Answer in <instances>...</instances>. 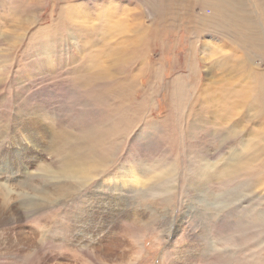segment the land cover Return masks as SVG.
Listing matches in <instances>:
<instances>
[{"label": "rangeland", "instance_id": "obj_1", "mask_svg": "<svg viewBox=\"0 0 264 264\" xmlns=\"http://www.w3.org/2000/svg\"><path fill=\"white\" fill-rule=\"evenodd\" d=\"M121 1L151 9L159 3ZM51 3L0 0V264H264V103L260 108L252 102L245 109L228 106L221 127L211 118L197 124L191 110L186 117L173 116L172 122L167 118L168 90L176 85L169 83L186 69L189 43H218V31L190 25L192 15L201 13L192 5L187 12L176 11L181 20L171 24L169 19L159 27L150 25L154 12H144L149 44L145 48L141 40L137 56L128 62L132 66L126 67L142 72L141 79L132 96L112 99L99 94L101 84L89 86L78 72L81 47L88 45L85 53H96L98 63L106 66L110 62L103 50L130 56L132 44L122 42L119 27H98L93 39L71 37L65 27L46 31L55 15ZM248 23L264 36V19L250 17ZM194 52L200 60V48ZM247 53L251 70H264V50ZM220 58L198 61L189 79L192 92L202 79L210 85L207 73L217 70ZM116 72L118 80L127 76V71ZM120 103L118 113L110 109ZM37 114L41 126L51 125L53 146L41 129L29 124L37 135L23 126L22 118ZM125 119L131 123L125 126ZM110 124L118 135L110 147L103 136L101 157L112 156V162L90 180L80 178V159L67 168L63 154H53L65 136L79 139L73 141L75 150L92 141L97 147L99 130ZM189 124L190 129L201 127L189 131ZM250 138L258 142L256 157H262L256 167L196 187V165L206 176L222 173L235 154L252 152L242 148ZM162 172L165 177L156 181Z\"/></svg>", "mask_w": 264, "mask_h": 264}, {"label": "bare ground", "instance_id": "obj_2", "mask_svg": "<svg viewBox=\"0 0 264 264\" xmlns=\"http://www.w3.org/2000/svg\"><path fill=\"white\" fill-rule=\"evenodd\" d=\"M157 1H159V3L158 6L154 7V10L151 8L141 7L143 3L137 4L138 6L135 5L132 7V5H129L127 2H123L121 0H51L52 3L50 4V12L52 13V15L53 13L55 15L52 16L50 28L46 31L55 32L56 30H58V28L65 27V32L68 33V35L71 37H77L78 39L85 37L93 39L94 34H97L96 31L98 27H119L120 29L117 28V32L122 35H125L123 36L124 38L122 39V42L126 41L132 44V48L135 52L131 53L130 56H127L130 53H124L123 51L118 52L116 49L106 48V50H103L102 53H105L106 56L109 58L108 60L110 64L106 66H101L97 61V57L95 56L96 53H85L86 51L84 50L88 48V45L82 46L80 52L82 54V58L79 57L81 58V60L78 63V65L80 66V70H78V72L82 73V76H84L86 83L89 86L94 87L95 84H101L103 86V89L99 90V94L112 99L115 96H119L120 98H122V96L124 95L132 96V92L130 91L133 90L136 80L140 77V74L142 73L141 72L139 74L138 71H136L135 73L134 71L129 72L128 70H126V67L129 65L132 66V62L129 65L128 62L137 56L136 54L141 46V43L142 46H144L145 48L147 44H149L147 43L148 30L144 28V24L146 21V19H144L143 17L144 12H154L153 20L151 19V21L149 22L151 23L150 25L159 27V25L163 26L168 24L170 22L169 19H172L171 24H175L174 22L177 19L181 20L179 18V14H181V12L176 13V11L181 9L184 10V12H187V7L192 5L195 9L199 8L201 13L199 15L195 14V16L192 15L190 25L193 23V26H201L203 27L202 29H206V31L209 29H214L215 31H218V34L219 36H222V39H216L218 43L214 42L213 40H203V42L200 43L199 46H195L193 42L189 43V48L187 52V54L189 55V59L185 63L186 69L180 70V74L182 75H178V77L174 78L169 83L170 86L171 83H176V85H174L175 90L171 87H169L168 90L167 96L170 100V114L167 116L168 121L172 122L173 116L177 117L179 115L181 117L183 115V117H186L188 116V113L191 110V112L189 113L190 117L197 124L198 122L204 119V123H207L209 121L208 118H211L212 120L210 122H213L218 127H221L226 116L225 110L230 108L228 106H234L237 108L245 109L247 107H250L248 103L252 102V104H258L259 108L262 107L261 103H264V70H255L253 67L251 70V65L247 63V52H258L264 50L263 34L261 33L256 24L251 26L248 23V19L250 17L259 20L264 19V0ZM185 24L187 26V23ZM148 34L150 36V31L148 32ZM195 34L196 33H194V35ZM157 35L158 30L154 29L153 38L156 39ZM141 40L143 41L141 42ZM197 47L200 48V52H202V56L199 57L200 60L194 59L193 55H191L195 53L194 51L197 49ZM216 54H218V56L221 58L219 65H217V70L210 69L207 73V77L210 79V85L207 86V82L204 81L205 79H202L203 81L200 82L196 92H192V88L189 84V79H192L191 74L194 73L198 61H207L209 60L208 58H210V56L215 57ZM207 65L209 67L208 63ZM228 65L230 66L229 69L231 70H228ZM214 66L212 67V69H214ZM160 68L155 67V73L157 70H159L160 72ZM118 69L121 71L119 74H123L127 71V76L123 79L118 80L119 78L116 77V70ZM156 78L158 77L156 76ZM110 81L113 82L115 85L105 87V84H108ZM100 97L101 96L99 95L97 98ZM138 103L140 105V100H138ZM120 106H122V103L112 105L110 109L113 112L118 113ZM236 109H232L234 115L236 114ZM202 111H204V113ZM261 112L262 116H264V111ZM39 115L40 114H37V117L32 118V120L22 118L23 126L26 127L27 130L30 128L29 124L31 123L30 125H34L37 128L41 129L42 131H40V133H44L45 137L52 138L50 143H48L49 146H53L55 144V141L53 140L55 133L52 132V129L50 127L51 125H48L47 127L41 126L43 119L40 117L41 115ZM124 122L125 126L131 123H127L126 119ZM197 124L192 129H190L192 125L189 124L187 126L189 128V131H195L196 128L201 127ZM30 129L32 130L33 134H37L35 129ZM212 130H214V128ZM233 131L234 130H231L228 133H232ZM262 131L264 132V128H262ZM122 132H120V134ZM124 133L125 132H123V134ZM117 135L118 133L115 131L114 126L110 124L109 127L102 128L101 130H99V140H96L98 136L95 138V143L97 147H92L95 145H93L92 141L90 145H85V147H83V150H79V147H77V150H75V143L73 141L74 139H76L75 141L77 142L79 139H69L65 138V136L61 137L57 141L55 148L52 152L56 156L59 154H63L62 164L67 168H70L75 163V161H78V159H80V178L82 181L90 180L92 177L100 174L106 167H108L113 159L112 156L109 157V159L106 158L107 160L101 157L103 152V146L101 147L103 136L105 146L109 141L108 147H110L112 143L110 141L114 140ZM261 138L264 139V136H262ZM30 139H32L31 134L29 135V138H26L25 140L27 142L29 141L30 143V141H32ZM249 140V145H245L242 148H251L252 152H245L246 154L244 157H239L238 154H235L233 161L228 160V163L225 162L226 167L222 169V173H219L217 175L206 176V174L204 173L205 171L196 165V171L194 172L195 178L197 179L194 182L196 184V187L200 188L202 186L200 185V182H206L208 179L210 181H214L224 177L235 175L238 172H242L243 170L247 171L256 167L259 162H261L260 160L262 157H256L258 151H256L255 148L258 142H251V138ZM261 144L264 148V143ZM33 145L36 146V143H34ZM263 152L264 151H262V154ZM211 164L214 163H210L207 165L211 166ZM197 175L199 176L198 178ZM66 176H68V174H66ZM162 177H165L163 172L160 173L157 178L155 177V179L156 181H159ZM256 180L255 184L257 182ZM81 184L84 183L82 182ZM262 185H264V182L262 183ZM59 188L62 189V187ZM38 191H41V189H39ZM262 203H264V200L262 201Z\"/></svg>", "mask_w": 264, "mask_h": 264}]
</instances>
